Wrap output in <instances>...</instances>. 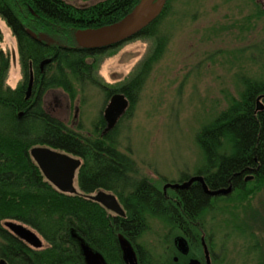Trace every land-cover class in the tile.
<instances>
[{
	"label": "trees",
	"instance_id": "trees-1",
	"mask_svg": "<svg viewBox=\"0 0 264 264\" xmlns=\"http://www.w3.org/2000/svg\"><path fill=\"white\" fill-rule=\"evenodd\" d=\"M139 1L102 0L90 5L89 0H0V16L18 38L25 71L28 73L30 64L39 68L43 59L51 57L47 85L62 86L74 98V84L93 79L94 62L90 59L101 53L80 46L75 30L118 21ZM172 1L167 0L161 15L134 36L153 38L154 47L136 75L119 89L131 100L128 112L166 50L168 39L161 33L159 22ZM256 6L254 17H263L264 9ZM27 28L52 35L57 44L71 47L55 50L31 38ZM9 67L10 57L0 46V257L9 264H85L78 238L98 251L106 264H127L120 238L138 242L151 220L169 229L172 234L168 235L186 234L198 248L203 237L201 220L216 202L235 199L236 211L225 210L238 217L239 208L250 207L251 198L264 188V108L259 109L258 102L261 97L264 104V73L239 76V95L229 97L227 107L197 132L204 164L195 174L203 175L212 189L233 185L230 194L210 196L200 182L166 192L146 177L136 178V162L118 148L117 126L105 132L100 118L92 133L75 130L49 112L41 97L27 99L25 83L16 88L8 86ZM36 145H49L82 159L77 193L63 192L46 179L30 154ZM249 175L253 178L247 180ZM189 177L183 175L181 181ZM100 189L118 197L125 216L113 215L88 197ZM11 219L35 229L47 245L34 249L15 236L4 225ZM249 222L233 221L244 235L252 229ZM258 244L256 241L255 247ZM257 250L261 249L254 253ZM253 264H264L261 251Z\"/></svg>",
	"mask_w": 264,
	"mask_h": 264
},
{
	"label": "rangeland",
	"instance_id": "rangeland-1",
	"mask_svg": "<svg viewBox=\"0 0 264 264\" xmlns=\"http://www.w3.org/2000/svg\"><path fill=\"white\" fill-rule=\"evenodd\" d=\"M254 1L264 9V0L171 2L159 22L161 33L168 39L166 50L147 76L134 108L116 127L118 148L139 169L136 178L146 177L163 187L167 182H182L183 175H194L203 166L197 132L227 107L229 97L239 95V76L264 73V16L254 17ZM79 29L84 28L75 32ZM0 30V46L10 57L6 84L16 87L25 74L19 56L17 59V38L1 16ZM47 36L41 34L45 39ZM153 47V38L135 37L94 56L95 82L75 84L74 98L54 88L45 96L46 106L75 130L92 133L93 124L109 102L101 81L111 88L129 82ZM230 199L219 200L203 215V237L213 254V264H253L260 251L264 255V188L251 198L250 207L239 208L238 217L225 210L238 208L234 206L235 199ZM246 219L252 229L244 235L233 221ZM165 230L159 221L151 220L140 239L142 246L152 252L155 264H187L189 259L175 250L171 255L166 253L160 241ZM78 240L86 264H106L98 251L82 238ZM120 240L123 248L131 247L123 237ZM43 241L46 246L44 238ZM258 248L261 250L254 253ZM174 256H178L177 262ZM197 260L192 257L188 264Z\"/></svg>",
	"mask_w": 264,
	"mask_h": 264
},
{
	"label": "water",
	"instance_id": "water-1",
	"mask_svg": "<svg viewBox=\"0 0 264 264\" xmlns=\"http://www.w3.org/2000/svg\"><path fill=\"white\" fill-rule=\"evenodd\" d=\"M166 3L167 0H140L131 11L118 21L99 27L77 30L75 32L76 41L80 46L88 49L106 48L127 41L154 22L163 12ZM27 32L31 36L37 37L36 33L30 28H27ZM51 59V57L44 59L42 65L50 62ZM31 89L32 83L28 87L27 98L31 94ZM258 102L260 104L259 109H263L264 104L261 101V97L258 98ZM129 105L130 101L123 92H117L111 97L104 110V117L107 121L105 132L115 128L118 120L126 113ZM20 114H22V112ZM30 154L42 170L46 179L59 190L71 194L78 192L76 180L79 168L82 164V159L80 157L40 145L32 147ZM252 178L253 176L249 175L246 179L249 180ZM194 182H200L204 191L210 196L227 195L233 190L232 184L227 187L212 189L208 186L204 176L201 174H194L182 182H167L164 184L163 189L164 191H167L168 188L186 189ZM88 197L101 203L112 212L125 215V210L120 200L112 192L100 189L95 193L89 194ZM4 225L15 236L32 247L42 248L44 246L42 236L27 224L11 219L5 221ZM176 242L182 251H188L187 241L184 237L178 236ZM205 252L208 264H211L209 250L206 245ZM124 253L126 259H128L131 264H134L132 249L129 246H125ZM0 264H9V262L2 258L0 259ZM192 264L197 263L193 262Z\"/></svg>",
	"mask_w": 264,
	"mask_h": 264
},
{
	"label": "flooded vegetation",
	"instance_id": "flooded-vegetation-1",
	"mask_svg": "<svg viewBox=\"0 0 264 264\" xmlns=\"http://www.w3.org/2000/svg\"><path fill=\"white\" fill-rule=\"evenodd\" d=\"M100 1H102V0H99V1H97V2H100ZM89 2H90V0H89ZM97 2H90V5L91 4H95V3H97ZM35 33H36V35H37V37H33V36H31L28 32V35L31 37V38H33L34 40H37V41H40V42H44V44H46V45H48V46H50L51 48H53V49H57V50H59V48L60 47H62V46H64L65 48H70L71 46H68V45H70V44H66V45H63V44H57L56 42H57V39L55 38V37H53L52 35H48L47 33H44V32H39V31H35V30H33ZM42 33H44V34H46V35H48L47 37H49V38H51V39H49V38H47V39H45V38H43V37H41V34ZM17 38V37H16ZM132 38H134V37H132ZM131 39V38H130ZM129 39V40H130ZM125 42V41H124ZM17 59H18V56H19V60L21 61V56H20V50H19V41H18V38H17ZM123 42H121V43H118V44H116V45H113V46H110V47H106V48H100V49H93V50H99V51H101V53H103V52H105V51H107V50H110V49H112V48H115V47H117V46H119V45H121ZM75 48V47H74ZM101 53H98V55L99 54H101ZM95 56H97V55H95ZM49 58V57H48ZM46 59V58H45ZM44 60V59H43ZM43 60L40 62V64H39V68H37V66L35 67L34 65H32V64H30L29 65V69H28V73L25 71V69H24V66H23V64H21L22 65V67H23V70L25 71V74H24V80L21 82V83H25V86H26V88H25V93H26V98H27V91H28V87H29V85L32 83V89H31V94H30V96L27 98V99H30V98H32V97H34V98H42L43 99V101H44V99H45V96L52 90V89H57V88H60L61 90H63V92L64 93H66V94H68V97H70V93L68 92V91H66L65 89H63V87L62 86H57V85H55V86H52V85H47V77H46V72L48 71V69L50 68L49 67V64L52 62V60L53 59H51V61L50 62H48V63H46V64H44V65H42V62H43ZM94 59L92 58V59H90V61H92V62H94L93 61ZM21 63H22V61H21ZM94 64V67H93V70H96V66H95V62L93 63ZM93 82H95L94 81V76H93V79L91 80V81H86V82H84V83H82V84H80L78 81L75 83V84H80V85H84V84H88V83H93ZM21 83H19L16 87H18ZM75 84H74V86H75ZM8 85V84H7ZM123 85H125V82L123 83V84H121L120 86H118V87H113V88H111V87H108L107 85H105L104 84V82H102L101 81V86L103 87V88H105L106 89V96L107 97H109V101H110V99H111V97L115 94V93H117V92H121L119 89L123 86ZM8 86H10V85H8ZM11 88H16V87H12V86H10ZM110 92H112L111 94H110ZM125 94V93H124ZM126 95V94H125ZM126 97L129 99V101H130V104H131V100H130V98L126 95ZM108 104V103H107ZM44 105L46 106V104H45V102H44ZM107 106V105H106ZM106 106H105V108H106ZM105 108H104V110H105ZM129 108H130V105H129ZM129 108L127 109V111L129 110ZM46 109L49 111V112H51L53 115H55V113H54V110H52V109H49L47 106H46ZM127 111H126V113H127ZM125 113V114H126ZM124 114V115H125ZM123 115V116H124ZM55 116H57V115H55ZM123 116L118 120V122H117V124H116V126L119 124V122H121V120H122V118H123ZM58 117V116H57ZM100 118H103V120H104V124H105V127H104V131H105V129H106V126H107V121H106V119H105V117H104V111H103V113H102V116H100ZM61 119V118H60ZM100 120V119H99ZM99 120H98V122H99ZM94 126H95V124H93ZM115 126V127H116ZM37 146V145H36ZM40 146H48V147H51V146H49V145H40ZM51 148H53V147H51ZM53 149H55V148H53ZM57 150V149H56ZM164 186V185H163ZM169 189V188H168ZM167 189V190H168ZM167 192V191H166ZM165 192V193H166ZM121 203V202H120ZM122 205V204H121ZM124 208V207H123ZM125 210V209H124ZM112 212V211H111ZM112 214L113 215H119V214H117V213H115V212H112ZM125 215H126V212H125ZM125 215H120V216H125ZM164 227V226H163ZM164 228H166V227H164ZM166 231V233H165V235L163 236V238L161 239L160 238V241H161V244H165V247H166V253L168 254V255H171L170 253H171V250L173 249V250H175L178 254H182L183 255V258L184 259H186L187 258V260L189 259V262H190V259L192 258V257H195L196 259H199V260H197V264H208V261H207V257H206V252H205V245L208 247V250H209V254H210V262H211V264H213V254H212V252L210 251V249H209V246H208V244H207V242L205 241V238L204 237H202V242H201V245L200 246H198V248L196 247V248H194V246L192 245V243H191V239L186 235V234H183V233H178V234H174V235H168V234H172V233H169V229H166L165 230ZM178 236H182V237H184L185 239H186V241H187V246H188V251L187 252H184V251H182V249L179 247V245H178V243L176 242V239H177V237ZM127 242H129L130 243V245H131V249H132V252H133V257H134V264H144V263H147V259H149V261H148V264H155V260H153V255L152 254H150V253H152L151 251H150V253H149V251L147 250V249H145L144 248V246H142V243L140 242V240L138 241V242H133V241H131V240H127L125 237H123ZM142 238V237H141ZM140 238V239H141ZM121 239V238H120ZM204 239V240H203ZM25 242V241H24ZM120 242H121V240H120ZM29 245V244H28ZM162 245V246H163ZM29 246H31V245H29ZM32 247V246H31ZM45 247V245L42 247V248H34V247H32V248H34V249H43ZM142 247L144 248V249H142ZM139 249H142V250H139ZM202 249H203V256H201V252H202ZM197 253V254H196ZM198 253H200V256L198 255ZM83 255V254H82ZM203 257H204V259H203ZM162 258H164V256L162 257ZM2 259V258H1ZM173 260L175 261V262H177L178 261V256H174V258H173ZM85 261V260H84ZM125 261H126V263L127 264H131V262L129 261V260H126L125 259ZM188 262V263H189ZM164 263H166V264H168V261L166 262V261H164ZM187 263V264H188ZM85 264H86V262H85Z\"/></svg>",
	"mask_w": 264,
	"mask_h": 264
}]
</instances>
